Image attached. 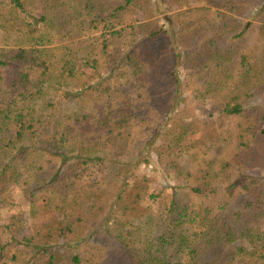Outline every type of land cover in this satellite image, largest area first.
Segmentation results:
<instances>
[{"label":"trees","instance_id":"16d2710c","mask_svg":"<svg viewBox=\"0 0 264 264\" xmlns=\"http://www.w3.org/2000/svg\"><path fill=\"white\" fill-rule=\"evenodd\" d=\"M256 73L264 0H0V264H264Z\"/></svg>","mask_w":264,"mask_h":264},{"label":"rangeland","instance_id":"374dc122","mask_svg":"<svg viewBox=\"0 0 264 264\" xmlns=\"http://www.w3.org/2000/svg\"><path fill=\"white\" fill-rule=\"evenodd\" d=\"M89 13H90V8H85L83 10L81 16H79V25L81 27V32L77 35L69 37L65 42L67 44H71L74 46L87 45V46H91L94 48H99V49L104 48L109 51H112L117 46V43L116 42H105L102 39H99L98 27L95 26L94 24H89L85 20V16ZM15 57L20 60L26 59V57L28 59V56L25 55L24 52H16ZM263 82H264V76L260 73L253 74L250 77H248L245 83V91L242 92L241 97L246 96L252 91H254ZM140 172L144 174V173H148L149 170H145L144 168H142ZM249 178L251 179L248 181L245 180L243 183H241L243 190H248L255 185V177L250 176ZM162 182L163 181H161V179H159L158 177L156 178V181L153 185V189L156 192H161L165 188V185Z\"/></svg>","mask_w":264,"mask_h":264}]
</instances>
